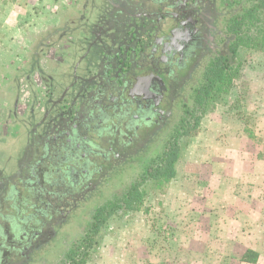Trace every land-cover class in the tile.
Here are the masks:
<instances>
[{"label":"rangeland","instance_id":"obj_1","mask_svg":"<svg viewBox=\"0 0 264 264\" xmlns=\"http://www.w3.org/2000/svg\"><path fill=\"white\" fill-rule=\"evenodd\" d=\"M116 1L0 0V264H62L97 211L122 206L134 185L141 209L109 217L87 264H249L248 250L264 264V44L240 47L228 91L204 107L195 103L202 69L192 109L177 108L162 131L105 119L111 133L84 145L94 153H56L61 93L48 95L44 82L51 73L66 82L72 69L51 62L54 15L61 30L77 29ZM183 120L190 135L178 138L175 177L147 179ZM77 161L82 184L65 171Z\"/></svg>","mask_w":264,"mask_h":264},{"label":"flooded vegetation","instance_id":"obj_2","mask_svg":"<svg viewBox=\"0 0 264 264\" xmlns=\"http://www.w3.org/2000/svg\"><path fill=\"white\" fill-rule=\"evenodd\" d=\"M248 1L117 0L102 8L96 24L64 31L56 22L51 62L72 69L66 82L55 73L49 85L44 82L48 95L61 93L60 132L52 139L56 153L69 148L94 153L84 145L111 133L102 134L105 119L112 126L114 120L134 123L149 135L167 128L177 108L192 109L197 74L230 55L232 29ZM224 17L230 24H223ZM37 71L41 79L43 69ZM76 163L65 171L79 183L85 173Z\"/></svg>","mask_w":264,"mask_h":264},{"label":"trees","instance_id":"obj_3","mask_svg":"<svg viewBox=\"0 0 264 264\" xmlns=\"http://www.w3.org/2000/svg\"><path fill=\"white\" fill-rule=\"evenodd\" d=\"M250 6L236 20L232 29L234 41L230 49V55L219 58L215 63H212L207 70L204 83L197 95V105L204 107L209 102H212L214 97L226 93L228 90L223 87L230 85L232 82V63L235 60L236 54L240 47L257 49L264 44V0H249ZM248 22V30H254L253 36H247L243 33V29ZM201 113H205L203 108ZM194 114V111H193ZM192 114V115H193ZM183 126L178 130V134L174 136L168 143L158 159L155 167L150 168L146 174L147 179H154L156 182L169 183L176 174L175 164L178 158V138L180 136H189L188 132L180 133V130H186L187 120H183ZM200 119L196 118L194 129L199 127ZM196 133L194 132L193 135ZM79 184H82L80 180ZM144 192L140 191L139 186L134 185L123 196L122 206H114L108 214L103 209H99L93 218V223L83 238L74 245L68 253L66 260L62 264H87L95 247L100 242V234L104 227L107 226L109 217L115 215L118 209L122 208L126 211H139L143 205ZM258 254L252 250H248L242 257V261L250 264L258 262Z\"/></svg>","mask_w":264,"mask_h":264},{"label":"crops","instance_id":"obj_4","mask_svg":"<svg viewBox=\"0 0 264 264\" xmlns=\"http://www.w3.org/2000/svg\"><path fill=\"white\" fill-rule=\"evenodd\" d=\"M54 20H55V22L53 23V27L56 25V22H57V19H56V13H55V15H54ZM50 57H51V52H50ZM40 65H41V68L43 69V67H42V61H41V63H40ZM243 257V256H242ZM242 260V259H241ZM246 263V262H245ZM102 264H106V263H102ZM250 264V263H249Z\"/></svg>","mask_w":264,"mask_h":264}]
</instances>
